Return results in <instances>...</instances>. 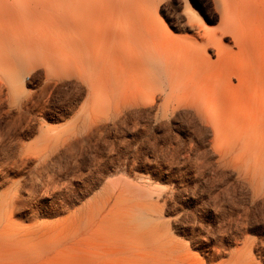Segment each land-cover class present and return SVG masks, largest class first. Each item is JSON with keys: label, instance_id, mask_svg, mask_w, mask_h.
<instances>
[{"label": "bare ground", "instance_id": "bare-ground-1", "mask_svg": "<svg viewBox=\"0 0 264 264\" xmlns=\"http://www.w3.org/2000/svg\"><path fill=\"white\" fill-rule=\"evenodd\" d=\"M176 1L192 35L172 32L171 0H0V75L22 119L0 128V187H14L0 192V264H264V0H210L215 25ZM36 68L73 93L47 104L26 88ZM112 137L130 158L92 202L16 221L27 182L67 187L24 176L29 162L44 171L54 152L71 170Z\"/></svg>", "mask_w": 264, "mask_h": 264}, {"label": "rangeland", "instance_id": "rangeland-1", "mask_svg": "<svg viewBox=\"0 0 264 264\" xmlns=\"http://www.w3.org/2000/svg\"><path fill=\"white\" fill-rule=\"evenodd\" d=\"M192 1L195 2L196 5L199 7L200 15L205 20V22L210 25H215L216 23L212 24L208 21L209 15L213 13L211 1L210 0H192ZM171 5L174 7L173 9H170L168 11L169 18H166V20L170 24L176 26L172 28V32L174 33V35L177 36L192 35L193 32L184 27V20L180 17V13H181L180 9L175 8L177 5V1L171 0ZM8 78L10 79V77H4L0 75V86L2 84L3 87L2 99L0 101L1 129H6V126L8 124L13 123L12 122L13 118H17L16 125H19L22 120L19 119L17 115L18 102L7 104V100L4 95V92H6V89L4 88L7 85ZM73 81H74L73 78L63 79L56 82L46 81L45 75L43 73V69L36 68L35 71L30 75V77L26 78V88L37 91L40 87L44 86L45 90H44L43 99L49 100L47 104L48 103L51 104V102L54 101L57 103V105H59L62 104V100L66 95H68L69 93H73V88L71 86ZM47 92H49V94H47ZM89 95L90 94L88 88H85L77 105L81 106L85 104L86 106H89V104L86 103ZM157 96L159 97L162 95L158 93ZM157 102L159 101L157 100ZM140 109L148 110L149 108L140 107ZM152 109H153L152 113L157 111V105L156 107L154 106ZM140 122L141 124H145V122L147 124L156 123L151 117L143 118V120H141ZM49 123L52 125H58V123L55 122H49ZM175 123L177 124V121ZM35 135H36L35 132H33V134H27L21 136L20 143L26 144L31 142L35 138ZM110 140H115V142L113 144H104V142L103 143L100 142L95 147L96 150L95 148H93L90 151H88L85 154V156H83L79 160L77 167L71 170L70 168L72 166L69 164L68 168L62 170V172L58 171L60 168L62 169L64 164L63 162L67 160V157L61 156L59 154L57 155V153L54 152L48 153L47 166L45 167L44 171L39 166H36L35 162L32 161L29 162L28 165L23 168V173H21L24 176L37 177L39 173V175L41 174V177L43 175H46V178L51 176H53L54 178L57 177L59 179L63 178L61 180L62 182L66 183L67 187L59 192H55V193L53 192L51 195L44 196L41 194L42 189L31 190L30 182H27L25 189L30 192L33 191L32 193L34 194L33 195L34 199L30 198L28 200L26 207L22 211H20L21 213L15 216L16 221L19 223L30 224V223L38 222L41 219H55L60 216L67 215L68 213L82 207L83 205L92 202L95 196L102 190L105 183L119 174L114 172V170H116V168H118L126 159L128 160V158L126 157L129 156L130 158L131 153L123 154L122 152L119 151L121 147V144L117 142V140L119 139L112 137L110 138ZM16 141L17 140L12 139V143ZM63 171L67 173L65 177H62L63 175H61ZM228 180L229 182L231 181L229 178ZM11 186H12L11 183L4 184L3 186L0 187V192L7 191L9 194L12 193L14 187L12 186L11 188ZM73 193H74V197L69 202L63 204V210L65 209V211L61 215H58L57 207L58 204H60L59 201L62 199L64 195H69Z\"/></svg>", "mask_w": 264, "mask_h": 264}]
</instances>
